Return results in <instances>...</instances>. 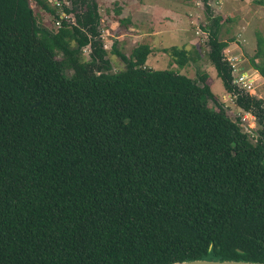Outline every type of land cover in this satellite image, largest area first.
Wrapping results in <instances>:
<instances>
[{
    "label": "trees",
    "instance_id": "1",
    "mask_svg": "<svg viewBox=\"0 0 264 264\" xmlns=\"http://www.w3.org/2000/svg\"><path fill=\"white\" fill-rule=\"evenodd\" d=\"M32 1L61 27L42 26ZM70 3L0 0V264L264 263V100L234 83L222 17L203 29L207 57L257 117L256 143L208 73L151 69L149 43L115 50L126 67L111 73L100 0ZM256 39L264 79V32ZM163 51L180 69L202 58Z\"/></svg>",
    "mask_w": 264,
    "mask_h": 264
},
{
    "label": "rangeland",
    "instance_id": "2",
    "mask_svg": "<svg viewBox=\"0 0 264 264\" xmlns=\"http://www.w3.org/2000/svg\"><path fill=\"white\" fill-rule=\"evenodd\" d=\"M47 2L58 8L63 5L71 6L70 0ZM31 5L41 25L55 31L60 20L38 7L35 1ZM210 5L211 12L207 11L202 0H100L103 17L100 29L105 48L109 52L108 58L112 66L110 72L115 74L126 67L115 50L129 56L136 44L149 43L153 47V54L147 63L151 69L176 71L193 80H199L200 74L208 73L213 83L212 91L228 116L234 121L239 118L243 131L256 141L261 127L254 116L244 115L239 110L235 98L226 91L223 81L207 57L208 35L203 29L213 23L211 15L222 17L221 39L229 42L225 55L235 66L236 81L242 73H249L251 78H256L251 94L264 100V79L252 65L257 48L256 33L264 32V0H211ZM118 9L122 10L121 15L116 13ZM121 19L132 21V27H127L126 21L125 24L119 22ZM228 19L231 21L228 22ZM153 30L155 33L151 32ZM173 46L192 51L200 47L202 58L180 69L173 64L171 56L163 51ZM90 53V47L84 49L87 59H90ZM66 74L72 75L70 71ZM209 106L219 110L211 100Z\"/></svg>",
    "mask_w": 264,
    "mask_h": 264
},
{
    "label": "water",
    "instance_id": "3",
    "mask_svg": "<svg viewBox=\"0 0 264 264\" xmlns=\"http://www.w3.org/2000/svg\"><path fill=\"white\" fill-rule=\"evenodd\" d=\"M172 264H264L262 262H249L238 260H209V259H197L189 261H179Z\"/></svg>",
    "mask_w": 264,
    "mask_h": 264
},
{
    "label": "built area",
    "instance_id": "4",
    "mask_svg": "<svg viewBox=\"0 0 264 264\" xmlns=\"http://www.w3.org/2000/svg\"><path fill=\"white\" fill-rule=\"evenodd\" d=\"M57 29L60 27V23L58 22L57 24ZM232 64V63H231ZM233 65V64H232ZM235 66H233L234 68ZM235 78V76H234ZM256 78H251L250 74L247 72H244L240 75V77L238 78V80L236 81V79L234 80V83L241 89L243 90L245 93H251L254 87V82H255Z\"/></svg>",
    "mask_w": 264,
    "mask_h": 264
},
{
    "label": "flooded vegetation",
    "instance_id": "5",
    "mask_svg": "<svg viewBox=\"0 0 264 264\" xmlns=\"http://www.w3.org/2000/svg\"><path fill=\"white\" fill-rule=\"evenodd\" d=\"M69 8H71V6H69ZM212 10V9H211ZM65 17V16H64ZM70 17H73V18H70ZM218 17V16H217ZM68 18H70L72 21L75 19L74 18V16H69ZM74 22V21H73ZM60 23V22H59ZM60 27H61V23H60ZM59 27V28H60ZM229 61V60H228ZM230 62V61H229ZM231 63V62H230ZM234 73V72H233ZM247 94V93H246ZM250 95H252L251 93H249ZM253 96V95H252ZM255 98H256V96H254ZM239 110L240 111H242L243 113H244V115L245 114H247V115H250V116H254L255 118H256V120L258 121V119H257V117L255 116V115H253L252 113H250V112H246V111H244V110H242L241 108H239ZM258 125H259V122H258ZM240 126H241V124H240ZM260 126V125H259ZM261 127V126H260ZM242 128V127H241ZM243 130V129H242ZM261 130V129H260ZM244 132V131H243ZM260 132V131H259ZM245 133V132H244ZM247 134V133H246ZM249 135V134H248ZM250 136V135H249ZM259 136V135H258ZM251 138V137H250ZM258 138V137H257ZM257 138H256V141H257ZM251 140L254 142V143H256V141H254V139H252L251 138Z\"/></svg>",
    "mask_w": 264,
    "mask_h": 264
},
{
    "label": "crops",
    "instance_id": "6",
    "mask_svg": "<svg viewBox=\"0 0 264 264\" xmlns=\"http://www.w3.org/2000/svg\"><path fill=\"white\" fill-rule=\"evenodd\" d=\"M210 5V4H209ZM210 7H211V5H210ZM211 9H212V7H211ZM151 32H153V33H155V31L153 30V31H151ZM140 33V32H139ZM140 34H142V33H140ZM136 46H137V44H136ZM258 73V72H257ZM259 74V73H258Z\"/></svg>",
    "mask_w": 264,
    "mask_h": 264
}]
</instances>
